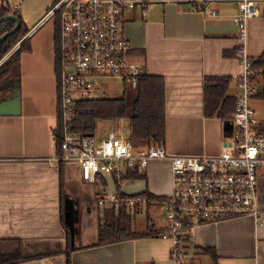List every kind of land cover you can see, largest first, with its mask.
I'll use <instances>...</instances> for the list:
<instances>
[{
	"label": "crops",
	"instance_id": "crops-1",
	"mask_svg": "<svg viewBox=\"0 0 264 264\" xmlns=\"http://www.w3.org/2000/svg\"><path fill=\"white\" fill-rule=\"evenodd\" d=\"M54 1L0 0V7L4 4L20 13L28 30L23 40L30 47L20 55L21 113L0 116V239L22 242L26 260L20 264H174L173 242L160 237L98 244L103 209L95 207L89 196L96 200L97 193L106 191V177L100 184L83 183L77 165L66 162V188L61 191L53 137L58 123L55 26L47 21L33 31ZM120 1L136 4L122 16L131 60L142 67L143 74L164 80L166 133L162 144L166 152L181 157L219 154L226 123L205 116L204 86L209 78H227L231 79L227 95L236 98L238 94L242 67L235 58L240 42L233 18L243 0ZM253 1L260 15L247 23L245 46L249 58L257 60L264 53V0ZM49 22L51 31L46 28ZM263 83L262 75L256 79L258 90ZM251 106L257 130L264 133V100L254 98ZM110 130L115 129L110 126L103 137ZM74 171L76 180L70 179ZM144 174V183L136 180L140 192L168 198L172 193L169 160L152 161ZM113 181L117 192L126 195L131 194L122 190L124 183L136 182ZM257 190L258 218L248 215L190 229L189 264H213L201 248L214 252L216 264H264V176ZM161 203L148 205V209L157 215L160 212L164 225L155 224L147 215V225L134 229L136 234L169 226ZM63 221L70 230L69 246Z\"/></svg>",
	"mask_w": 264,
	"mask_h": 264
},
{
	"label": "built area",
	"instance_id": "built-area-1",
	"mask_svg": "<svg viewBox=\"0 0 264 264\" xmlns=\"http://www.w3.org/2000/svg\"><path fill=\"white\" fill-rule=\"evenodd\" d=\"M135 6L120 0H55L33 31L47 21L55 26L57 118L62 136L57 161L75 163L86 183L96 184L110 177L120 184L127 172L143 174L152 161L169 160L172 193L161 203L169 226L159 237L173 242L174 264H182L178 245L193 227L248 215L259 217L257 183L264 176V133L257 130L251 106L258 87L245 45L247 23L260 12L257 2L243 0L233 18L240 42L235 58L242 74L237 82L235 112L230 116L232 129L224 135L221 152L181 157L169 155L163 144L134 145L123 130H110L102 139L69 131L76 116L75 103L91 98L95 81L119 79L130 89L137 87L143 70L131 60L130 45L122 34V16ZM116 193L105 194L97 205L119 211L121 207L147 204L146 198H123Z\"/></svg>",
	"mask_w": 264,
	"mask_h": 264
},
{
	"label": "trees",
	"instance_id": "trees-1",
	"mask_svg": "<svg viewBox=\"0 0 264 264\" xmlns=\"http://www.w3.org/2000/svg\"><path fill=\"white\" fill-rule=\"evenodd\" d=\"M264 17V7L262 9ZM13 15L20 20V28L13 35L9 36L0 43V59L18 43L21 42L28 30L22 21L18 11L7 5H1L0 17ZM14 27V22L0 23V37ZM56 40V36H55ZM29 42L23 40L20 46L11 53L8 58L0 65V83L20 78V55L29 51ZM254 80L263 75L264 78V53L257 60H252ZM136 88H125L123 94L118 98L86 99L77 101L74 106L75 119L70 123L69 131L81 134L83 136H94L96 124L99 121H113L120 123L127 122L129 129L126 137L134 145L162 144L165 140V112H164V80L161 77L145 75L139 77ZM231 79L213 77L205 82L204 86V111L208 118L217 117L224 123H230V116L235 112L236 98L227 95ZM255 99L264 100V83L260 90L257 91ZM57 130L55 132V150L60 156L61 121L58 119ZM60 186L63 189V164L59 161ZM145 174H140L136 170L127 172L123 180H145ZM119 193V192H118ZM123 198L143 197L147 202H163L166 197H158L144 192L136 195H126L119 193ZM132 212L121 207L119 211L113 208H104L99 219V228L97 242L100 245L107 243H117L121 240L136 239L137 237L153 238L159 237L161 231L155 229L148 230L144 234H136L132 225ZM149 221V220H148ZM63 225L67 234V246H69L70 230L66 223ZM189 241H187L188 243ZM186 247V245H185ZM188 248V247H186ZM185 250V248H184ZM202 253L210 255L213 264H216V255L210 249H198ZM26 260L23 253V245L17 239H0V264H20Z\"/></svg>",
	"mask_w": 264,
	"mask_h": 264
},
{
	"label": "rangeland",
	"instance_id": "rangeland-1",
	"mask_svg": "<svg viewBox=\"0 0 264 264\" xmlns=\"http://www.w3.org/2000/svg\"><path fill=\"white\" fill-rule=\"evenodd\" d=\"M46 28L48 30L51 31V22H49L46 26ZM20 45V42H18L9 52L8 54H6L4 57H2L0 59V65L8 58V56L13 53L16 48H18V46ZM2 84V82L0 83ZM125 88H128V85L125 82H122L121 80L117 79H110V78H101L100 80L95 81V86H94V91L91 95V98L94 99H102V98H118L123 94V91ZM7 89H1L0 90V96L2 94H7ZM122 128H120L119 126V122H111V121H106V120H102L101 122H99L96 125V130L97 133H95V136L97 139H102L103 138V133L107 132L108 129L111 126V129H115L116 131H118L117 129L119 128L120 130H123L124 134L127 135L128 134V127H127V122L122 121ZM70 166L72 163H68ZM79 173V172H78ZM107 178V186H106V191L103 192H99L97 193V197L96 200L98 201L100 198H103L105 193L110 195H114L117 194V190L116 187L114 185V181L112 178L106 177ZM70 179H78V174L77 171H74L71 174V178ZM83 183H86L82 180ZM145 181L143 180V183ZM96 184H100V183H96ZM142 184V183H140ZM94 185V184H93ZM126 186V187H125ZM124 187V188H123ZM122 187V190L126 193H129L131 195H136L138 192H140L142 188L141 185H138L137 181L136 182H126L124 183V186ZM64 188H66L65 183H63V190ZM89 199L95 201V207H99L97 205V201L95 200V198L90 195ZM141 199V197H140ZM143 199V198H142ZM93 201V202H94ZM158 202L152 201L150 203L147 202V204H142L141 203H137V205L134 208H128L126 207V209H128L129 211L132 212L133 215V220H132V225H133V229H142L143 227H145L147 224V215H149L151 217L152 222H154L155 224L161 226L164 225V222L162 220V215L159 212L160 215H157V213L154 212V209H148V205L152 206L153 204L156 205ZM72 208V207H71ZM101 208V207H99ZM102 209V208H101ZM135 216V217H134ZM187 241H189L188 237H185L183 240H181L180 244L178 245V253L180 255H182V264H189L188 262V258L190 256V252L191 250L189 249V243H187ZM188 247L186 248L185 247ZM185 248V250H184ZM187 255L185 258L184 256Z\"/></svg>",
	"mask_w": 264,
	"mask_h": 264
},
{
	"label": "water",
	"instance_id": "water-1",
	"mask_svg": "<svg viewBox=\"0 0 264 264\" xmlns=\"http://www.w3.org/2000/svg\"><path fill=\"white\" fill-rule=\"evenodd\" d=\"M14 22V27L3 34L0 37V43H2L9 36L13 35L20 28V20L13 15H6L0 17V23L2 22ZM7 89V94L0 96V116H18L21 113L20 108V90L19 80L9 79L0 84V90ZM225 131L227 134L230 133L232 127L231 124H225Z\"/></svg>",
	"mask_w": 264,
	"mask_h": 264
}]
</instances>
